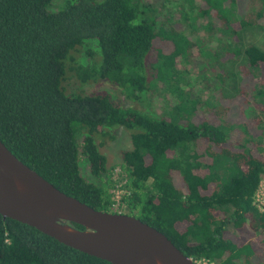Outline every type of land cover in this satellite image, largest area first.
<instances>
[{
  "label": "trees",
  "instance_id": "1",
  "mask_svg": "<svg viewBox=\"0 0 264 264\" xmlns=\"http://www.w3.org/2000/svg\"><path fill=\"white\" fill-rule=\"evenodd\" d=\"M204 1L203 11L229 37L227 61L237 65L227 75L233 86L222 88L227 103L220 113L213 107L219 118L196 123L199 101L184 90L177 68L193 45L175 32L174 52H158L150 80L145 59L159 37L143 0H0V141L59 191L139 219L192 261L264 264V213L254 205L264 175V130L256 143L243 124L224 120L229 102L244 116H264V51L240 45L244 30H264V0H246L242 15L240 0ZM153 80L175 97L166 115L83 88L114 85L127 99L143 101ZM118 127L130 133L132 148L119 152L115 173L100 146L114 140ZM236 128L245 140L233 142ZM0 264L112 263L0 215Z\"/></svg>",
  "mask_w": 264,
  "mask_h": 264
},
{
  "label": "rangeland",
  "instance_id": "2",
  "mask_svg": "<svg viewBox=\"0 0 264 264\" xmlns=\"http://www.w3.org/2000/svg\"><path fill=\"white\" fill-rule=\"evenodd\" d=\"M143 2L145 5L151 7L145 8L144 16L156 21V33H158L159 37L153 43V47L145 59V64L147 65L148 63V69L145 71L147 77L151 80L154 76L151 65L156 62L158 52L162 54L174 52V45L172 44L174 33L183 35L190 42L189 44L193 46L189 49L191 51L187 60L181 61L177 59V68L182 72V87L191 94L192 100L199 101L193 121L199 123L203 119L219 118L218 113L212 116V113L215 111L213 107L215 105L220 107V104L224 105L227 103L222 98V88L224 86L228 91L233 86V82L227 79V75L233 71L236 73L234 69H236L237 65V63L228 62L226 59L227 53L225 51L229 37L227 32L223 30L222 23L211 15L207 16V11H203L204 0H143ZM245 6L246 0L238 2L237 10L239 15L244 13ZM211 11L210 9L209 12ZM261 23H264V21ZM211 24L214 26V30L209 29V25ZM157 42L162 43L159 44ZM240 45L242 47L255 45L264 51V30L260 28L244 30L240 34ZM214 54L219 55L221 59H216ZM221 71H223L224 83H220L219 80V75L222 74ZM262 74L264 76V67L262 68ZM241 81V85H244L246 82V80ZM248 83L252 84V81H248ZM151 85H153L152 92L143 96V101L127 99L120 89L114 85L88 84L83 88L88 94H107L114 101L119 102L125 107L138 111L143 110L145 113L154 111L157 114L166 115L175 104V97L166 92L162 84H158L153 80ZM229 105L231 108H228L227 114L224 117L226 122H229L232 126L243 124L245 129L252 135H261L260 130H264L263 115L253 112L249 116H244L243 111L239 109L235 102H229ZM210 106H212V110L207 111L206 109ZM146 110L149 111L146 112ZM220 111H222L221 107L219 108V113ZM254 115L257 116L255 117ZM257 117H260L258 119L260 120V124L256 127ZM240 131L237 128L233 130V135L235 136L234 139L232 137L233 142L245 140L243 136H240ZM112 133L114 140L104 141L100 146V151L106 156L108 166H112L116 170L120 165L119 152L131 149L132 145L130 133L127 130L118 127L114 128ZM259 136L253 137L256 143L262 142ZM97 142L99 141L97 140ZM84 173L86 174L87 170ZM121 194L122 190L118 187L113 192V199L115 201L118 200ZM254 204L256 208L264 212V175L261 178L260 187L254 197ZM231 234L233 233L231 232Z\"/></svg>",
  "mask_w": 264,
  "mask_h": 264
},
{
  "label": "water",
  "instance_id": "3",
  "mask_svg": "<svg viewBox=\"0 0 264 264\" xmlns=\"http://www.w3.org/2000/svg\"><path fill=\"white\" fill-rule=\"evenodd\" d=\"M0 215L112 264H193L163 233L139 219L96 210L59 191L1 141Z\"/></svg>",
  "mask_w": 264,
  "mask_h": 264
},
{
  "label": "built area",
  "instance_id": "4",
  "mask_svg": "<svg viewBox=\"0 0 264 264\" xmlns=\"http://www.w3.org/2000/svg\"><path fill=\"white\" fill-rule=\"evenodd\" d=\"M120 171V169L119 168H117L116 170H115V173H118ZM260 184H261V181H260ZM260 184H259V187H260ZM259 189V188H258ZM258 191V190H257ZM256 191V192H257ZM255 195H256V193H255ZM119 199H120V197H119ZM118 199V200H119ZM118 200H114L115 202H117ZM255 205V204H254ZM116 210V205L113 207V211H115ZM259 211H261L260 209H259ZM262 213H264L263 211H261ZM193 262V264H210L207 260H204V259H202V260H198V261H192Z\"/></svg>",
  "mask_w": 264,
  "mask_h": 264
}]
</instances>
